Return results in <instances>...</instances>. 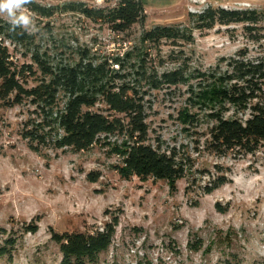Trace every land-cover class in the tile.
Returning a JSON list of instances; mask_svg holds the SVG:
<instances>
[{
    "label": "rangeland",
    "instance_id": "obj_1",
    "mask_svg": "<svg viewBox=\"0 0 264 264\" xmlns=\"http://www.w3.org/2000/svg\"><path fill=\"white\" fill-rule=\"evenodd\" d=\"M32 1L51 5L53 14L45 16L26 5L35 31L17 28L29 34L28 40L0 34L18 67L31 62L35 48L54 61L70 60L83 47L97 56L121 52L138 42L143 29L173 23L191 27L193 39L179 46L162 40L158 48L150 47L153 55H161L162 68L186 60L190 69H204L240 48L250 56L264 55V0H142L145 21L122 32L62 9L69 1L113 6L119 0ZM207 6L254 9L259 18L194 27L190 13ZM0 19L4 26L9 23L4 16ZM193 81L157 89L144 86L148 141L155 144L159 138L162 147L176 146L190 164L174 186L165 179L121 175L117 166L122 155L114 150L119 135L102 134L82 150L31 149L20 131L33 105L0 101V231L5 229L0 242L16 238L12 260L0 257V264H58L61 252L53 231L92 230L113 216L118 224L112 243L91 264H264V143L250 153L212 151L208 142L213 120L187 102L188 83ZM232 112L230 107L225 115ZM221 174L226 182L204 192ZM28 224L37 229L25 230Z\"/></svg>",
    "mask_w": 264,
    "mask_h": 264
},
{
    "label": "trees",
    "instance_id": "obj_2",
    "mask_svg": "<svg viewBox=\"0 0 264 264\" xmlns=\"http://www.w3.org/2000/svg\"><path fill=\"white\" fill-rule=\"evenodd\" d=\"M28 5L45 16L54 12L51 5H39L32 0ZM62 9L104 21L116 32L146 19L142 0H119L113 6L69 1ZM190 16L197 28H211L217 22L251 23L259 18L254 9L221 6H207ZM5 33L13 41L29 38L24 30L13 28L10 23L4 26L0 19V34ZM192 39L191 27L156 24L143 29L138 42L121 52L97 56L83 47L70 60L54 61L35 48L30 52L31 62L18 67L0 37V101L8 105L28 101L33 105L32 115L20 131L31 149L50 146L82 150L92 146L102 134L119 135L121 141L114 150L122 155V164L117 166L121 175L165 179L174 186L190 164L176 146L162 147L159 138L155 144L148 141L144 86L157 89L193 78L188 83L187 102L205 110L213 120L208 143L218 154L250 153L264 143V55L250 56L247 49L240 48L232 55L221 56L214 65L190 69L186 60L178 61L172 68H162L161 55L149 51L150 47L158 48L162 40L179 46L180 42ZM98 104L104 108L94 109ZM230 107L233 112L226 116ZM185 115L191 116L188 112ZM225 182V175H217L205 185L204 192L209 193ZM117 224L118 217L113 216L102 227L92 230L53 231L52 239L61 252L58 264L97 262L99 254L111 245ZM24 226L28 231L37 229L36 224ZM15 243L13 236L3 238L0 257L12 260Z\"/></svg>",
    "mask_w": 264,
    "mask_h": 264
},
{
    "label": "clouds",
    "instance_id": "obj_3",
    "mask_svg": "<svg viewBox=\"0 0 264 264\" xmlns=\"http://www.w3.org/2000/svg\"><path fill=\"white\" fill-rule=\"evenodd\" d=\"M31 0H0V16H4L13 28L35 31V24L26 5Z\"/></svg>",
    "mask_w": 264,
    "mask_h": 264
},
{
    "label": "built area",
    "instance_id": "obj_4",
    "mask_svg": "<svg viewBox=\"0 0 264 264\" xmlns=\"http://www.w3.org/2000/svg\"><path fill=\"white\" fill-rule=\"evenodd\" d=\"M97 1H104V0H97Z\"/></svg>",
    "mask_w": 264,
    "mask_h": 264
}]
</instances>
